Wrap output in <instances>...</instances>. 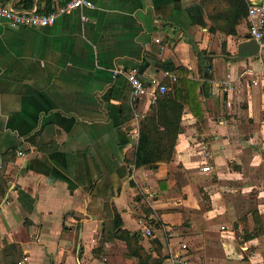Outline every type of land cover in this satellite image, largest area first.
Wrapping results in <instances>:
<instances>
[{"label":"crops","instance_id":"crops-1","mask_svg":"<svg viewBox=\"0 0 264 264\" xmlns=\"http://www.w3.org/2000/svg\"><path fill=\"white\" fill-rule=\"evenodd\" d=\"M91 1L49 28L0 22V264H137L105 238L116 213L155 258L160 242L163 264L176 252L190 264H264V51L238 57L247 20L227 37L208 33L200 0ZM145 64L137 99L115 71ZM165 65L209 78L207 112L185 110L171 163L138 169L140 121Z\"/></svg>","mask_w":264,"mask_h":264},{"label":"trees","instance_id":"trees-1","mask_svg":"<svg viewBox=\"0 0 264 264\" xmlns=\"http://www.w3.org/2000/svg\"><path fill=\"white\" fill-rule=\"evenodd\" d=\"M33 0H24L21 3L23 11H32ZM51 2L47 1L46 8L39 10L41 13L51 12ZM200 4L209 21L208 33L211 35L220 33L227 37L237 36L238 27L245 23L249 13V3L247 0H200ZM21 10V9H20ZM195 53L199 60H206L210 67L212 65V53L200 51L196 45ZM222 55L229 57L226 49V43L222 47ZM140 68V66H138ZM202 70V66L200 65ZM164 72L173 74L176 81L169 77H164L162 84L171 88L170 92L161 94L155 93L153 104L150 110L140 121L139 138L134 153V165L136 168H148L155 170L159 164H169L173 161L176 153V146L179 136L183 132L182 117L188 108L191 114L203 120L207 112L205 103L202 100L204 92L207 90V81L204 83L191 78V73L182 66L165 65ZM210 70V68L208 69ZM207 70V71H208ZM204 84V86H203ZM5 182L0 178V193L5 191ZM242 231L246 240H250L249 226L246 221L241 224ZM106 230V236L124 242L127 246L126 256L135 259L137 264H163L164 256L161 254L162 246L158 240L152 243L153 251L157 253L155 258L148 252L142 244V235L123 230V223L120 216L116 213L113 221V227ZM105 242V240H103Z\"/></svg>","mask_w":264,"mask_h":264},{"label":"built area","instance_id":"built-area-1","mask_svg":"<svg viewBox=\"0 0 264 264\" xmlns=\"http://www.w3.org/2000/svg\"><path fill=\"white\" fill-rule=\"evenodd\" d=\"M247 1L249 3V13L247 17L249 37L251 40L259 42L261 51H264V0ZM83 8L93 9L94 4L91 0H69L64 5L57 6L49 13H41L38 10L18 11L13 7L0 4V22L4 21L13 28L44 29L53 26L58 18L71 15L76 10ZM121 74L126 77L131 85L135 98L141 99L148 94L147 86L141 79L142 75L138 66L126 70L125 72L122 70L115 71V76ZM260 76L264 78V69L260 71ZM167 77L172 79V81H176L174 75H169L167 73ZM254 84L256 85L257 81H255ZM152 85L154 88L153 95H155L157 91L161 94H166L171 90L170 87L162 84L160 80L153 81ZM19 154L23 155L22 153ZM209 170L210 168L203 169V171ZM10 191H12V189H10ZM151 235V231L147 230L145 236L150 237ZM183 249H186V246H183ZM184 257L185 255L182 252H176L171 255L167 264H190Z\"/></svg>","mask_w":264,"mask_h":264},{"label":"water","instance_id":"water-1","mask_svg":"<svg viewBox=\"0 0 264 264\" xmlns=\"http://www.w3.org/2000/svg\"><path fill=\"white\" fill-rule=\"evenodd\" d=\"M260 51H261V48H260L259 42H257L256 40L245 41L239 44L238 57L243 58L245 56H249L250 58H254L260 54ZM201 64H203L205 69L208 68V65L205 63V61H201ZM146 67H147V64H145L140 69L141 75L144 74ZM205 75L208 76V73H206Z\"/></svg>","mask_w":264,"mask_h":264}]
</instances>
